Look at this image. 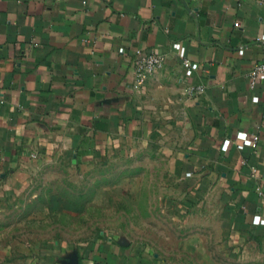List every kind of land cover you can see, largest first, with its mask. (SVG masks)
<instances>
[{
  "label": "crops",
  "instance_id": "obj_1",
  "mask_svg": "<svg viewBox=\"0 0 264 264\" xmlns=\"http://www.w3.org/2000/svg\"><path fill=\"white\" fill-rule=\"evenodd\" d=\"M138 52L164 63L136 87ZM261 61L264 0H0V187L34 162L111 155L163 120L188 138L172 211L194 223L184 254L107 239L79 264H264Z\"/></svg>",
  "mask_w": 264,
  "mask_h": 264
},
{
  "label": "rangeland",
  "instance_id": "obj_2",
  "mask_svg": "<svg viewBox=\"0 0 264 264\" xmlns=\"http://www.w3.org/2000/svg\"><path fill=\"white\" fill-rule=\"evenodd\" d=\"M167 123L98 160L34 162L0 187V264H61L107 239L181 258L195 230L172 213L182 209L175 186L188 138Z\"/></svg>",
  "mask_w": 264,
  "mask_h": 264
},
{
  "label": "built area",
  "instance_id": "obj_3",
  "mask_svg": "<svg viewBox=\"0 0 264 264\" xmlns=\"http://www.w3.org/2000/svg\"><path fill=\"white\" fill-rule=\"evenodd\" d=\"M238 25V24H236ZM124 49H122L123 51ZM163 57L156 53H148L146 55L137 53L133 61V74L135 76V86L139 87L150 77L156 75L160 69L163 67ZM185 66L187 67V74L190 76L192 71L198 67L197 63H191L186 61ZM250 78L252 86L260 83L264 79V61L256 63L250 70ZM257 135L251 134L248 137V140L253 147L257 146ZM228 143L224 145V148L227 149Z\"/></svg>",
  "mask_w": 264,
  "mask_h": 264
},
{
  "label": "water",
  "instance_id": "obj_4",
  "mask_svg": "<svg viewBox=\"0 0 264 264\" xmlns=\"http://www.w3.org/2000/svg\"><path fill=\"white\" fill-rule=\"evenodd\" d=\"M69 259H70V264H79V258H78V253L77 252H74L73 254H71L69 256Z\"/></svg>",
  "mask_w": 264,
  "mask_h": 264
}]
</instances>
